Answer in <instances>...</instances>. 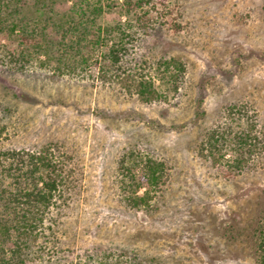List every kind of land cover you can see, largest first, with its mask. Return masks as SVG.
<instances>
[{"label": "rangeland", "instance_id": "374dc122", "mask_svg": "<svg viewBox=\"0 0 264 264\" xmlns=\"http://www.w3.org/2000/svg\"><path fill=\"white\" fill-rule=\"evenodd\" d=\"M165 2L166 9L160 5L159 16L134 37L131 67L121 75L65 74L56 68V53L37 56L32 45H19L22 29L12 36L1 24L0 150L52 152L67 171L43 232L25 238L31 245L27 264H84L108 252L114 264H258L264 0ZM13 4L0 17H19L22 4ZM119 17L112 7L99 24L105 28ZM32 36L39 42L40 30ZM171 58L185 72L176 82L157 78L159 99H143L141 75ZM136 60L144 70L133 68ZM231 106L245 109L260 140L242 169L224 164L220 151L207 145L212 128L233 124ZM131 153L163 166L149 204L140 207L128 200V185L131 173L139 178L142 172L122 167L131 165Z\"/></svg>", "mask_w": 264, "mask_h": 264}, {"label": "trees", "instance_id": "16d2710c", "mask_svg": "<svg viewBox=\"0 0 264 264\" xmlns=\"http://www.w3.org/2000/svg\"><path fill=\"white\" fill-rule=\"evenodd\" d=\"M15 1L21 2L22 6L16 13L22 15L17 14L19 17H16L15 14L9 19L6 12V17H0V29L8 27V34L12 36L17 29H22L20 46L27 48L32 45L37 56L45 54L50 58L53 52L56 53V68L71 75L85 71L93 75L96 70L110 76L121 75L127 69V64L131 67L134 37L140 38L142 31L150 27L153 17L156 19L159 16L160 8L168 6L166 0H0V13L13 7ZM69 1L71 3L68 5ZM112 7L118 8L120 17L114 24L103 28L99 18ZM121 16H125V20ZM5 20L8 21L5 23ZM1 24L5 27H1ZM28 26H32L33 31ZM39 30V42L32 41V35ZM103 45H108V50L96 59L95 55ZM143 62L148 64L146 60ZM171 65L174 71H171ZM141 66L142 62L136 60L133 68L144 70ZM150 68L148 71L152 73L141 75L138 85L139 95L147 101L159 99L161 95L155 82L157 78L168 81L174 77L173 81L176 82L179 75L185 72L184 64L177 63L175 58L158 63L155 69ZM229 110L228 116L233 124L212 128L207 145L209 149L220 151L224 164L242 169L255 153L260 140L252 134L250 126L254 122L248 121L249 115H246L245 109L231 106ZM237 112L243 114L238 118L245 119L247 126L236 117ZM228 153L230 155L226 158ZM129 158L131 165L123 164L122 167L130 173L133 169H140L142 174L139 178L132 173L129 175L131 182L128 186L133 187L127 188H131L133 194L128 200L136 207L148 205L163 174L162 162L151 157L144 159L140 154L133 153ZM66 173L62 161L56 159L52 152L0 150V264H27L30 260L31 245L25 238L43 232L44 228L40 226L63 194ZM143 186H146V190L139 194ZM257 230V262L264 264V219ZM113 256L111 252L104 253L99 259L90 256L84 264H114Z\"/></svg>", "mask_w": 264, "mask_h": 264}]
</instances>
